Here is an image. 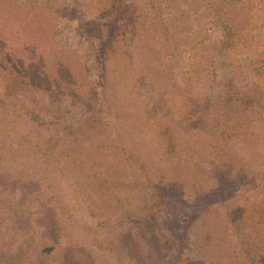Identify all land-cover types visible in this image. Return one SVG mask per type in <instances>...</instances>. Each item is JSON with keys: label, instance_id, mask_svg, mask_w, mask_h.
<instances>
[{"label": "rangeland", "instance_id": "374dc122", "mask_svg": "<svg viewBox=\"0 0 264 264\" xmlns=\"http://www.w3.org/2000/svg\"><path fill=\"white\" fill-rule=\"evenodd\" d=\"M0 0V264H264V0Z\"/></svg>", "mask_w": 264, "mask_h": 264}, {"label": "trees", "instance_id": "16d2710c", "mask_svg": "<svg viewBox=\"0 0 264 264\" xmlns=\"http://www.w3.org/2000/svg\"><path fill=\"white\" fill-rule=\"evenodd\" d=\"M225 0H221L220 4H223Z\"/></svg>", "mask_w": 264, "mask_h": 264}]
</instances>
